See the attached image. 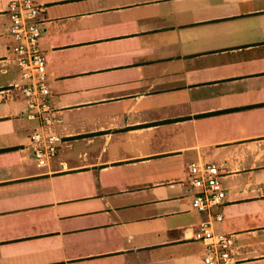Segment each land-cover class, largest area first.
Wrapping results in <instances>:
<instances>
[{
	"label": "crops",
	"instance_id": "0c3cea01",
	"mask_svg": "<svg viewBox=\"0 0 264 264\" xmlns=\"http://www.w3.org/2000/svg\"><path fill=\"white\" fill-rule=\"evenodd\" d=\"M0 0V264H204L191 162L221 171L216 232L264 264V0H34L65 135L38 167Z\"/></svg>",
	"mask_w": 264,
	"mask_h": 264
},
{
	"label": "built area",
	"instance_id": "2783aa9c",
	"mask_svg": "<svg viewBox=\"0 0 264 264\" xmlns=\"http://www.w3.org/2000/svg\"><path fill=\"white\" fill-rule=\"evenodd\" d=\"M43 8L34 0H10L6 8L7 30L13 45L11 56L21 71L22 83L13 84L23 102L22 113L37 125L29 134L31 155L38 167H44L56 156L65 135L55 130L54 110L48 101L47 59L40 47ZM188 182L196 189L192 206L209 217L199 223L193 238L205 248L204 264H231L233 235L216 232L213 220H221L214 209L224 202L221 171L216 164L191 162L187 166Z\"/></svg>",
	"mask_w": 264,
	"mask_h": 264
}]
</instances>
